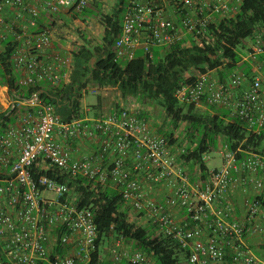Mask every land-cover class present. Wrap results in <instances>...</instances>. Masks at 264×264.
I'll return each instance as SVG.
<instances>
[{"label":"built area","instance_id":"obj_1","mask_svg":"<svg viewBox=\"0 0 264 264\" xmlns=\"http://www.w3.org/2000/svg\"><path fill=\"white\" fill-rule=\"evenodd\" d=\"M172 1L128 0L114 42L116 61L130 62L138 52L151 61L153 49L181 41L184 46L192 40L199 44L208 37L207 27L232 15L241 2L176 0L175 10L181 15L177 22L174 9H168ZM88 2L0 0V56L12 47L10 63L19 86L60 84L70 60L57 52L48 54L52 31L40 24L41 14L77 15ZM242 62L250 69L248 77L234 69L222 82L216 72H208L178 89L176 99L223 109L248 133L264 131V30L247 39ZM6 102L2 104L0 96V114L20 107L25 111L0 132V264H157L153 254L133 248L113 226L96 256L92 209L77 208L75 196L43 174L50 170L68 179H85L98 192L113 190L128 211L127 221L154 227L180 251H187V264H223L229 252L230 264H264L245 247L243 238L260 215L261 200H246L244 221H238L231 220L233 205L228 197L235 185H250L264 199L263 157L248 154L238 161L221 145L217 152L221 165L208 167L204 180L198 176L191 183L180 160L188 144L177 145L157 133L138 110L120 107L93 119L67 120L54 105L41 100L39 91L23 100L7 95ZM69 139H98V148L77 159L60 142ZM208 154L202 158L206 164ZM34 172L41 175L33 177ZM138 174L146 183L168 189L163 201L156 202L146 193ZM175 208L185 211V221L174 219ZM203 229L209 235L199 242Z\"/></svg>","mask_w":264,"mask_h":264},{"label":"trees","instance_id":"obj_2","mask_svg":"<svg viewBox=\"0 0 264 264\" xmlns=\"http://www.w3.org/2000/svg\"><path fill=\"white\" fill-rule=\"evenodd\" d=\"M128 0H115L112 14L99 11L95 1L88 3L80 15L95 16L103 27L101 44L94 47L82 46L74 54V59L82 63L83 75L87 82L97 88H115L123 95L142 94L145 98L157 102L173 129L185 124L182 134L188 142L185 153L180 160L185 164L194 165L191 178L204 180L208 166L203 161L206 153L217 152L220 143L235 153L240 161L248 154L264 158V131L258 134L248 133L240 122L230 117L228 112L215 107H208L204 112L196 111V104L179 102L175 93L184 85L192 83L195 78L208 72H216L223 82L231 71L239 69L249 76L248 65L242 62L246 41L255 32L264 30V0H241L237 10L230 16L216 19L208 28V37L197 44L193 40L189 46L184 41L162 49H153V60L148 61L138 52L136 57L127 63L115 60L114 42L121 29L124 12ZM172 1L168 9H174V16L179 22L181 15L176 11ZM12 47H7L0 56V88H6L12 100H23L32 92L39 91L43 102L55 106L57 100H63L68 92L60 89V85H41L35 88L18 85V74L10 63ZM86 84L69 90L68 107L64 119L81 118L80 92ZM69 94V93H68ZM118 107H116L117 109ZM24 108L9 109L0 114V132L14 124ZM161 132V131H160ZM171 142L172 133H162ZM37 170L36 166L34 170ZM40 173L34 172L33 177ZM49 179L66 187L76 198L77 208H91L97 228L96 252L109 237V228L121 233L133 248L147 254H153L157 264H187V251H180L170 239L158 234L154 227L134 225L127 221V210L123 209L119 196L113 190L98 192L92 189L85 179H68L55 171L43 173ZM193 176V177H192ZM66 192V196L67 193ZM264 207V202H262ZM230 252L223 264H230Z\"/></svg>","mask_w":264,"mask_h":264},{"label":"crops","instance_id":"obj_3","mask_svg":"<svg viewBox=\"0 0 264 264\" xmlns=\"http://www.w3.org/2000/svg\"><path fill=\"white\" fill-rule=\"evenodd\" d=\"M95 1V0H93ZM114 6H115V0ZM99 21L95 16L92 15H80L72 14L70 12L64 11L59 14L49 16L47 13L43 12L40 17V24L43 26H49L52 31V47L49 50V55L52 53H59L61 57L68 58L70 60L69 67L64 69V76L60 82V89H64L65 92H68L63 98V100H57V110L61 111V115H66L67 105L69 103L68 96L70 95V89L73 87L77 88L81 84H86L85 88L81 90L80 95L82 97L83 93H87L88 90L91 92L100 93L102 98H97L95 105L91 107H86L84 112H86L87 119L97 118L103 114L109 113L114 110L113 107H123L124 104L121 100L113 99L112 96L108 99L106 88H101L100 90L91 83L87 82V77L83 75L82 63L74 59V54H76L82 46L94 47L89 42V39L94 34L92 27H99ZM98 25V26H97ZM101 26V25H100ZM103 35V27H100ZM77 32V33H75ZM80 32V33H79ZM102 39V38H101ZM90 43V44H89ZM98 46V45H96ZM158 50V49H157ZM160 50V49H159ZM242 72V71H241ZM244 74V73H243ZM218 78V77H217ZM219 79V78H218ZM91 85V89H89ZM4 91L0 90L1 103L5 102L6 97V88H2ZM82 99V98H81ZM81 101V100H80ZM114 102V105L111 104ZM205 108V107H203ZM208 108H205V110ZM82 111V109H81ZM60 115V116H61ZM143 115V114H142ZM144 116V115H143ZM145 117V116H144ZM151 123V127L154 122L151 118L145 117ZM153 130H155L152 127ZM63 146L68 148L72 155L77 158H83L89 156L95 152L98 148V139H69L60 141ZM185 168L189 166L188 171H193L190 164H185ZM198 174V171H196ZM191 174L190 172L188 173ZM196 174V175H197ZM192 175V174H191ZM199 175V174H198ZM238 176V175H237ZM242 176V175H241ZM240 176V177H241ZM138 177L143 181L144 189L146 193L156 202L163 201L165 195L168 192V189L165 186L161 185H152L148 184L143 180L141 174H138ZM228 197L232 203L233 212L231 215V220L244 221L245 218V208L244 203L246 200L252 201L253 199H259L261 202H264L262 199L261 193L256 192L250 185L245 187L240 185H235L228 192ZM217 204L213 205V208L216 209ZM173 217L176 221L182 222L187 219L185 211L175 208L172 210ZM259 227V231L253 230L255 227ZM264 208H262L260 215L255 219L251 227L247 229V235L244 238V244L246 247H252L250 250L261 260H264ZM208 231L206 229L202 230V235L198 239L199 242H204L208 238ZM262 245L261 250H256V246ZM257 253V254H256ZM221 264V263H216Z\"/></svg>","mask_w":264,"mask_h":264},{"label":"rangeland","instance_id":"obj_4","mask_svg":"<svg viewBox=\"0 0 264 264\" xmlns=\"http://www.w3.org/2000/svg\"><path fill=\"white\" fill-rule=\"evenodd\" d=\"M95 2L99 6V11H101L102 13H104V14H112L113 13V10H114V1L113 0H95ZM88 3L89 4L93 3V0H89ZM90 14L93 15V12L90 11ZM100 27H101L100 25H99V27H96V28L92 27V31L94 32V34L89 39V42L92 44V46H96V45L101 44L102 31L101 32L99 31V30H101ZM75 33H77V32H75ZM89 89H91V85H89ZM97 89L100 90L101 88H97ZM106 89L108 90L106 92L108 99H110L111 96L113 99L117 98V100H121L124 103L122 105L123 107L128 108V109L138 110L145 117H149L153 121H156L153 123L152 127L155 129V131L157 133H159V134L172 133V140H173V142H176L177 145L178 144L179 145L188 144V142L185 140V137L182 134V130H183L185 124H181L178 129H173L172 126L170 125L169 119L165 116L162 108L160 107V105L157 102L145 98L142 94L123 95L120 91H118L115 88H111V87L108 88L107 87ZM1 91H4L2 89V87H1ZM5 97L7 99L6 93H5ZM98 97L102 98V95L100 93L91 92V90H88L87 93L82 94V97H81L82 99L80 101L81 109H82L81 117H86V112H84V109H86V107H91V106L95 105ZM6 103H7L6 100H5V102L3 101V104H6ZM113 105H114V102L111 104V106H113ZM120 107H118V108H120ZM113 108L116 109L115 107H113ZM206 110H209V109H206ZM206 110L203 107H196V111L199 113L204 112ZM59 113L61 114L62 112L59 111ZM221 145H222V143H220L219 147ZM218 151H219V148H218L217 152ZM217 152H215V153L211 152L208 154L210 160L207 162V166L209 168L219 167L221 165V160H220ZM188 168H189V166L187 167V169ZM191 168H194V165H191ZM186 172L187 173L190 172L191 174H193V171L186 170ZM196 174H197V172H196ZM190 175H189L190 182L194 183L196 180V177H195L196 175L194 177L192 176L193 179L191 178ZM44 195L49 196V193H44ZM262 208H264V207H262ZM132 221H133L132 223H134L135 225H143L141 222H138L136 220H132ZM247 234L248 233H246L245 236ZM245 236H243V238H245ZM245 247H246V245H245ZM261 247H262V245H258L255 248H256V250H261ZM247 248L251 249L252 247L250 246Z\"/></svg>","mask_w":264,"mask_h":264}]
</instances>
